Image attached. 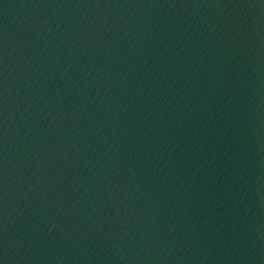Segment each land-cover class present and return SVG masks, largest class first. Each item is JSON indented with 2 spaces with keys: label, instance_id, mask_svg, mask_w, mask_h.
Here are the masks:
<instances>
[{
  "label": "water",
  "instance_id": "95a60500",
  "mask_svg": "<svg viewBox=\"0 0 264 264\" xmlns=\"http://www.w3.org/2000/svg\"><path fill=\"white\" fill-rule=\"evenodd\" d=\"M0 264H264V0H0Z\"/></svg>",
  "mask_w": 264,
  "mask_h": 264
}]
</instances>
